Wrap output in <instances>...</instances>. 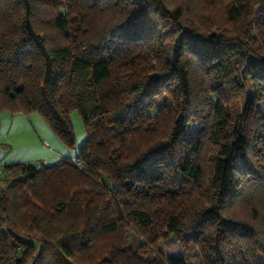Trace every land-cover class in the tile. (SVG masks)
<instances>
[{"label":"trees","instance_id":"16d2710c","mask_svg":"<svg viewBox=\"0 0 264 264\" xmlns=\"http://www.w3.org/2000/svg\"><path fill=\"white\" fill-rule=\"evenodd\" d=\"M2 111L85 138L2 166L0 264H264V0H0Z\"/></svg>","mask_w":264,"mask_h":264},{"label":"rangeland","instance_id":"374dc122","mask_svg":"<svg viewBox=\"0 0 264 264\" xmlns=\"http://www.w3.org/2000/svg\"><path fill=\"white\" fill-rule=\"evenodd\" d=\"M70 118L75 136V147L73 149L67 148L61 143L38 112L26 115L21 112L12 114L9 111H2L0 113V143L8 145V147L1 148L0 162L15 163L25 159L37 161L39 160L37 157L42 151H47L48 154L53 155L59 153V156L75 157L84 141L85 131L81 118L76 111L71 112ZM54 143L60 144L62 150H59V148L53 150L52 145ZM138 240L137 232H135L132 225L128 222V226L125 228V242L132 246V250H139L136 248ZM171 240V237L161 239L158 245L164 250L175 253L178 251V248L176 243H173ZM146 247L150 252L153 251L151 247ZM145 256L144 253L142 257L144 258ZM135 260L140 261L136 258Z\"/></svg>","mask_w":264,"mask_h":264},{"label":"crops","instance_id":"0c3cea01","mask_svg":"<svg viewBox=\"0 0 264 264\" xmlns=\"http://www.w3.org/2000/svg\"><path fill=\"white\" fill-rule=\"evenodd\" d=\"M12 114H13V113H12ZM10 118H11V117H10ZM52 148H53V150H56V148H59V150H62L60 144H58V143H54V145H52ZM0 152H1V151H0ZM77 152H78V151H77ZM61 156H64V155H61ZM76 156H77V153L75 154V157H76ZM56 157H60V156H59V153L53 155V154H48L47 151H45V152L42 151V153H41L37 158H39L40 161H50L51 159L56 158ZM72 158H74V157H72ZM39 160H37V161H39ZM23 161H27V162H36V161H34L33 159H25V160H23ZM7 163H9V162H6V163H2V162H0V169L2 168V166H3L4 164H7Z\"/></svg>","mask_w":264,"mask_h":264},{"label":"built area","instance_id":"2783aa9c","mask_svg":"<svg viewBox=\"0 0 264 264\" xmlns=\"http://www.w3.org/2000/svg\"><path fill=\"white\" fill-rule=\"evenodd\" d=\"M56 158H57V159H61L62 156H60V157H56ZM73 159H74L75 164H76L78 167H82V163H81V161L79 160V158H78L77 156L74 157Z\"/></svg>","mask_w":264,"mask_h":264}]
</instances>
